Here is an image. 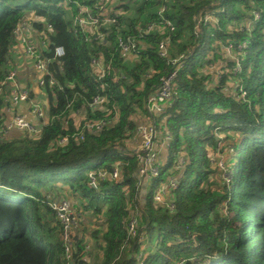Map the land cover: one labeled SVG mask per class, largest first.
I'll return each mask as SVG.
<instances>
[{"label": "trees", "instance_id": "1", "mask_svg": "<svg viewBox=\"0 0 264 264\" xmlns=\"http://www.w3.org/2000/svg\"><path fill=\"white\" fill-rule=\"evenodd\" d=\"M101 1L0 0V111L5 80L16 71L15 30L24 21L48 40L43 54L56 82L42 87L50 119L40 135L0 141V264H264V0H112L110 26L75 24L82 7L98 15ZM209 16L217 22L206 23ZM120 40L134 41L139 53L123 55ZM93 61L109 66L101 83ZM175 71L172 99L152 116L150 97ZM138 115L155 121L157 141L169 146L165 160L171 145L178 158L175 167V159L163 162L143 205L137 153L128 149L139 134ZM94 122L103 129L84 128ZM210 148L226 155L229 180ZM115 165L117 181L90 185V174ZM171 179L174 211L154 200L156 187ZM57 197L77 202L94 263L85 239H74L67 256L49 207Z\"/></svg>", "mask_w": 264, "mask_h": 264}, {"label": "built area", "instance_id": "2", "mask_svg": "<svg viewBox=\"0 0 264 264\" xmlns=\"http://www.w3.org/2000/svg\"><path fill=\"white\" fill-rule=\"evenodd\" d=\"M112 0H102L97 6L96 9L99 12L98 15H94L92 10L87 7H82V14L75 19V24H77L81 28H85L88 30L98 31L100 26H107L115 22L112 20L108 14L111 11H106V7L112 5ZM163 9L160 12V15L163 13ZM255 18L259 19V14H255ZM217 22V20L213 16L206 17L205 22ZM167 25L172 28V24L167 22ZM32 26L28 22V20L21 23L15 30L14 37L17 41V49L18 52L23 53L24 55L30 57L37 68V71L40 74V78L38 83L40 86L45 87L49 85L50 87H54L56 82L53 79L52 75L49 71V62L46 60L44 56V50L48 47V40L42 36L37 35L36 38H31L27 36V32L32 30ZM173 29V28H172ZM97 39H101L102 35L97 34ZM168 42L165 41L160 45V55L162 57L168 56ZM119 46L123 55H132L138 54L139 49L137 44L134 41H119ZM230 54V49H228ZM65 52L62 47H56L54 50V55L56 58H62ZM178 60H175L173 63H178ZM93 65L95 66L96 80L100 82L107 75V70L109 66L105 65L103 61H93ZM239 67V64L237 65ZM176 71L173 72L169 77L164 78L161 82L160 88L150 97L147 109L152 116L158 117L165 112V109L168 105V102L172 99L171 89L172 83L176 78ZM118 76L115 77L114 81L118 80ZM5 85H12L13 91L11 96V102L14 105H19L21 103L29 102L30 93L28 90H22L17 85V72L12 71L7 79L5 80ZM105 102L104 98H96L94 100L95 105L102 106ZM34 111L37 113L39 118H43L45 112L41 105L33 104ZM102 122H94L87 123L84 128L92 133L99 132L103 129ZM43 126H36L22 117L15 118L7 127L8 130L18 129L25 134H29L31 136H39L41 133V129ZM6 132L7 130H2V132ZM139 135L141 137V147L137 151V159L139 163V175H140V183L143 185V181H147V185L151 179H156L159 177L161 173V166L163 163H159L160 153L157 147V131L155 127V121L151 120L149 124L139 126L138 129ZM171 138V136L167 135V140ZM66 140L60 141V144H64ZM91 178V186L93 188L97 187L98 180H118L120 178V171L118 166L115 165L111 172L108 171H100L97 175L90 174ZM177 187V182L173 179L169 181V184L154 194V200L159 205L165 206L171 211H174L175 206L172 199H169V191ZM49 207L56 213L62 227H63V235L62 239L66 248L67 256L71 257V252L74 247V239L73 231L80 223L81 214L78 212L74 204H72L69 200L65 198L59 197V199L51 200L49 202ZM138 228V221L134 218L130 223V232L136 233ZM139 264H142L141 262Z\"/></svg>", "mask_w": 264, "mask_h": 264}, {"label": "crops", "instance_id": "3", "mask_svg": "<svg viewBox=\"0 0 264 264\" xmlns=\"http://www.w3.org/2000/svg\"><path fill=\"white\" fill-rule=\"evenodd\" d=\"M27 36L36 38V34L33 33L32 30H29L26 34ZM13 58L15 61L16 72H17V85L22 90H28L30 93V100L26 103H21L19 105H14L11 102L12 96V85H7V97L5 99V104L1 108L0 111V121H2L3 129L7 130L6 132L0 133V136L4 134V138L0 139V141H13L15 139L21 138L23 136V132L18 129L8 130V125L17 117H22L26 121L36 125V126H44L49 122V105L50 100L47 94L45 93L42 86L39 85L38 80L40 78V74L37 71L34 61L24 55L21 52H18L17 49L14 50ZM33 104L41 105L45 112L43 118H39L37 113L34 111ZM137 122L140 126L148 124L147 118L144 115H138L136 117ZM82 121L81 119L77 120V123ZM1 138V137H0ZM167 139V136L166 138ZM165 144V141H162V144ZM166 145V144H165ZM141 147V137L138 134L135 139L129 143L128 149L134 153ZM161 148V147H160ZM161 154V162L163 163L166 157L165 146L163 145ZM148 188V187H147ZM147 191V189H146ZM58 198V197H57ZM141 203V202H140ZM142 205V203H141Z\"/></svg>", "mask_w": 264, "mask_h": 264}, {"label": "rangeland", "instance_id": "4", "mask_svg": "<svg viewBox=\"0 0 264 264\" xmlns=\"http://www.w3.org/2000/svg\"><path fill=\"white\" fill-rule=\"evenodd\" d=\"M115 6H107L106 7V11H114V8ZM118 13H121V10H118ZM107 26H110V25H107ZM244 26L247 28L248 27V29H251L253 26H252V24H249V26L248 25H245L244 24ZM242 48V47H241ZM227 49H232L231 47H229V48H227ZM232 52H231V50H230V54H231ZM226 55H229V52L227 51V53H226ZM231 57H234L232 54H231ZM235 70L236 71H240V70H242V68H240V65H239V67H236L235 68ZM220 76V75H219ZM218 76V77H219ZM220 78H218V80H219ZM229 88V87H228ZM244 92L245 91H242V92H240L239 93V97L241 96V94L243 95L244 94ZM232 95H233V93H232ZM238 97V96H237ZM1 138H4V134L1 136ZM223 138H224V135L221 133L220 135H219V139H220V141H222L223 140ZM165 140H167V139H165ZM170 141H172V139L171 138H169L168 139V143L170 144ZM165 143H166V145L163 143L162 144V140H160V138L158 139V144H157V147H158V150H159V153H160V151H162V147H163V145L165 146V150H166V146L169 148V146L167 145V142L165 141ZM222 145H224L223 143H222ZM161 147V148H160ZM169 151V153H168V157H167V161H169V160H171V159H175V165H174V167L176 166V163L178 162V158L176 157V155H175V148H174V145H171V147H170V149L168 150ZM210 154H211V157H212V162H215V161H217L218 162V164L220 165V168H221V170L225 173V178H226V180H229V178L231 177V172L230 171H228V169H227V167L225 166V164L223 163L224 162V157L226 156V155H224L222 152H221V150L219 151L218 149H212V148H210ZM161 161V160H160ZM182 162H183V160H182ZM227 171L229 172V173H227ZM229 182V181H228ZM143 184V183H142ZM169 184V182L167 183H163L162 185H159V186H157L156 187V192H158V191H160L161 189H163L164 187H166L167 185ZM141 186H143V185H141ZM146 193H147V191H146ZM146 193H141V196H140V202L142 203V201H141V198H144V201L143 202H145V199H146ZM168 197H169V199H171V195L169 194L168 195ZM74 203V202H73ZM77 202H75L74 204H76ZM141 203H140V205H141ZM143 205V204H142ZM90 215V214H89ZM89 215H88V217H89ZM91 217H92V215H90ZM81 222L78 224V226L74 229V231H73V237L72 238H76L77 240L78 239H85V241H86V243H87V249H88V259H89V261H91V262H93L94 263V252H95V246H94V241H93V239L91 238V231L89 230V232L87 231V232H84L83 230H82V226H83V224H84V222H83V220H82V216H81ZM93 219H95V218H93ZM96 222V221H95ZM85 236V237H84ZM147 237H148V235H147ZM148 246V244H146V246L145 247H147ZM143 254V253H142ZM142 254L140 255V257L142 256ZM139 257V258H140Z\"/></svg>", "mask_w": 264, "mask_h": 264}, {"label": "water", "instance_id": "5", "mask_svg": "<svg viewBox=\"0 0 264 264\" xmlns=\"http://www.w3.org/2000/svg\"><path fill=\"white\" fill-rule=\"evenodd\" d=\"M136 176L137 179L140 180V175H139V170L137 169L136 171ZM146 189H147V181H143V186H142V193H146ZM142 204H144V198H141Z\"/></svg>", "mask_w": 264, "mask_h": 264}]
</instances>
